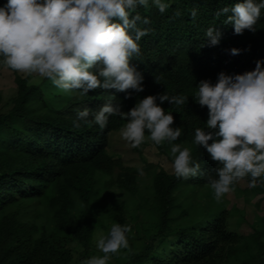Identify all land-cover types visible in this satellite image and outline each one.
Returning <instances> with one entry per match:
<instances>
[{"label": "trees", "instance_id": "trees-1", "mask_svg": "<svg viewBox=\"0 0 264 264\" xmlns=\"http://www.w3.org/2000/svg\"><path fill=\"white\" fill-rule=\"evenodd\" d=\"M6 2L0 0V6ZM236 2L171 0L163 14L155 6H138L136 11L150 21L148 25L138 23L150 30L139 41L141 55L132 61L144 76V91H133L128 99L123 92L101 88L86 96H69L48 80L31 81V77L13 71L17 89L6 111L1 110L0 92V264H74L63 243L70 237L89 253L93 232L102 222L95 206L98 175L117 170L121 185L133 190L138 168L146 170L154 163L144 156V147L151 142L146 141L135 148L144 164L122 169V157L110 150V144L113 133L126 121L113 116L103 130L84 121L76 127V110L95 111L110 100L128 111L137 99L162 93L188 97L183 105L165 101L161 106L172 112L173 126L182 127L177 141L188 142L200 169L197 175L185 178L155 167L152 186L158 227L141 249L119 264H264V227L247 237L234 232L228 228L224 210L203 213L192 224H172L176 221L172 217L176 189L183 183L209 186L208 177L215 175L218 166L205 149L192 144L195 128L204 127L208 119L207 106H199L193 98L197 84L201 80L215 83L220 72L243 74L264 59V9L257 30L239 35L222 22L230 13L217 15ZM193 8L196 17L190 14ZM208 27L222 32L219 44L204 42ZM233 47L242 51L232 55ZM166 144L156 146L165 152ZM242 180L249 184V177ZM253 188L264 193V180L258 179ZM34 201L53 212L48 221H21L20 212ZM111 208L113 217L124 224L127 205L117 203ZM184 214L189 212L184 210Z\"/></svg>", "mask_w": 264, "mask_h": 264}, {"label": "clouds", "instance_id": "clouds-1", "mask_svg": "<svg viewBox=\"0 0 264 264\" xmlns=\"http://www.w3.org/2000/svg\"><path fill=\"white\" fill-rule=\"evenodd\" d=\"M170 3L171 0H7L0 6V69L48 80L69 96H86L101 88L123 92L125 99L131 98L133 91H144V76L132 61L141 55L139 41L150 30L138 26L150 21L140 16L137 7L155 6L163 14ZM262 9L264 0H237L217 15L230 13L222 22L239 35L245 30H257ZM175 14L179 16L180 12ZM190 14L196 17L197 10L193 8ZM204 37V42L215 46L222 32L218 27H208ZM241 51L233 47L230 54ZM255 64L253 70L243 74L220 72L215 83L199 81L193 96L199 106L208 108L207 122L195 128L192 144L205 149L218 164L213 170L215 175L208 177L217 201L245 177H249L250 187H255L258 179L264 180V59ZM155 79L159 83V77ZM186 100L183 94L148 95L137 99L128 111L109 100L95 111L77 109L74 126L84 121L103 130L110 117L119 116L126 121L119 129L120 137L129 147L136 148L146 141L157 146L166 142L170 145L174 175L195 176L200 164L193 160L190 147L184 142L175 143L182 135V127L173 126L172 112L161 106L165 101L179 106ZM138 173L144 175L143 169L138 168ZM130 232V224L112 223L107 234L101 232L95 238V246L103 255L90 256L82 264H108L112 255L128 248Z\"/></svg>", "mask_w": 264, "mask_h": 264}, {"label": "rangeland", "instance_id": "rangeland-1", "mask_svg": "<svg viewBox=\"0 0 264 264\" xmlns=\"http://www.w3.org/2000/svg\"><path fill=\"white\" fill-rule=\"evenodd\" d=\"M23 75V74H22ZM25 76V75H23ZM31 81L41 80L39 77H31ZM17 84L15 74L12 70L0 69V92L2 95L1 110L6 111L12 105V99L16 93ZM188 142L183 140L175 143ZM110 150L122 157V167H139L142 158L135 148L129 147L120 137L119 130L111 136ZM144 156L148 163L154 166L143 170L144 175H139L135 188L128 190L118 180V171L114 174H101L96 179V186L99 193L96 195V209L101 217V225L96 227L92 235L89 253L77 239L66 238L64 246L69 249L73 263L82 264V261L90 256L103 255L95 246V238L101 232L107 234L112 223H120L113 217L112 206L117 203L127 205L128 210L124 214V224L131 225V232L128 234L129 246L121 249L118 254L111 256L108 264H119L126 261L133 251L141 249L158 227V217L153 204L152 179L154 169L163 168L172 172L170 168L171 153L170 145L166 144L165 152H161L152 142L144 147ZM123 169V168H122ZM121 169V170H122ZM120 170V169H119ZM259 188L250 187L248 182L240 180L234 190L225 194L217 201L213 197L210 186L181 184L174 193L175 207L172 217L176 219L172 224H192L203 213L222 211L227 214L228 228L234 232L247 236L254 234L256 230L264 227V193ZM235 207V210H233ZM26 210V211H25ZM184 210L189 214H184ZM53 216L45 204L34 201L26 209L20 212V219L26 223H44Z\"/></svg>", "mask_w": 264, "mask_h": 264}]
</instances>
